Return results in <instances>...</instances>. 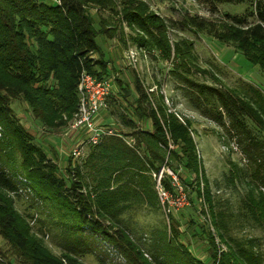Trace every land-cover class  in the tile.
Returning <instances> with one entry per match:
<instances>
[{"label":"trees","instance_id":"16d2710c","mask_svg":"<svg viewBox=\"0 0 264 264\" xmlns=\"http://www.w3.org/2000/svg\"><path fill=\"white\" fill-rule=\"evenodd\" d=\"M195 1L208 8L210 18L185 12L180 21L168 22L143 0H63L60 6H49L40 0H0V236L12 251L10 257L0 253V264H83L69 253L53 255L31 234L28 219L32 216L25 217L17 211L11 197L12 194L19 197L14 181L17 173L30 181L40 201L69 214L74 223L68 227L73 245L82 247L89 238L86 230L112 244L128 264H152L118 227V222L120 213L134 204L157 202L151 174H157L161 168H168L184 186L193 187L196 196L203 200L221 243L216 244L213 234L206 232L205 240L212 250L211 264H264L263 257L253 251L251 242L245 245L227 240L226 217L216 209L204 181L190 121L181 122L174 113H169L163 97L146 92L137 78L133 88L115 79L116 95L108 97L104 113L121 127L120 137L105 136L99 145L89 147L88 157L73 169L68 161L65 170L68 180L27 133L12 109V101L21 100L44 128L60 129L65 124L63 118L70 121L76 112V88L81 73L85 71L99 79L109 75V61L104 59L95 37L104 34L111 40L117 34L116 28L105 27L107 22L99 17L96 30L90 10L93 7L119 16L131 31V43L149 53L158 52L162 60H168L172 51L168 29L178 26L180 31L204 33L232 47L264 73V0ZM225 4L242 5L245 10L241 15L225 13L218 18L217 6ZM118 38L123 40V34H118ZM172 46L180 60L176 69L182 68L188 74L190 68L182 61L188 52L183 51L181 43ZM217 94L226 110L245 117L262 132L264 122L252 104L229 91H217ZM145 123L150 124L149 131L141 128ZM262 136L261 147L252 144L259 161L256 172L264 170ZM125 138L133 140L132 147L126 144ZM16 159L14 169L10 162ZM181 172L189 177L182 179ZM259 175L255 176L256 183L264 187V174ZM199 179L203 180V189ZM171 183V178L163 174L162 186L174 193ZM244 204L243 218L263 227L264 194L249 188ZM170 228L169 234H162L164 245L170 249L166 251L170 256L166 263L204 264L192 257L182 244L175 245L181 233Z\"/></svg>","mask_w":264,"mask_h":264},{"label":"rangeland","instance_id":"374dc122","mask_svg":"<svg viewBox=\"0 0 264 264\" xmlns=\"http://www.w3.org/2000/svg\"><path fill=\"white\" fill-rule=\"evenodd\" d=\"M143 1L149 4L156 15L168 22L180 21L185 12L205 18L211 17L208 8L195 0H174L173 3L169 0ZM43 2L55 6L51 0ZM90 10L96 30L99 29V17L107 22L105 27L116 28L117 34L111 40L104 34H97L95 37L104 59L112 64L111 72L106 77L112 80L111 94L116 95L117 92L115 79L133 88L134 78H137L146 92L152 91L154 95L163 97L169 113H174L182 121H190L196 156L202 165L204 181L207 182L216 209L226 217L227 240L233 239L245 245L251 242L253 251L264 259V226L255 225L242 216L249 188L255 189L256 193L260 190L264 194V187L258 186V180L255 179L257 174H264V170L256 172L259 161L256 160V148L252 146L255 143L261 147L259 143L263 142L264 129L261 132L245 117L226 110L217 94V91H229L243 98L253 105L264 122V73L258 67L251 66L232 47L222 45L204 33L180 31L178 26L168 29L167 37L172 51L168 60H162L158 52L149 53L131 43V31L119 16L94 7ZM244 10L245 6L242 5H218L216 16L219 18L225 13L241 15ZM117 21L120 22L117 24ZM118 34H123V40L118 38ZM175 43H181L183 51L188 52V57L182 60L184 65L190 68L188 74L184 73L182 68L176 69L175 65L179 64L180 60L173 52L172 45ZM128 47L137 52L135 67L128 66L124 58ZM94 58L98 59V56L94 55ZM12 109L27 133L43 148L48 158L54 160L63 177L68 180V173L65 172L68 161L73 169L74 166L81 165L90 154L88 147L82 150L77 159H73L71 154L75 145L84 139V129L73 131L70 128L72 120L63 118V127L47 130L33 119L28 107L21 100H13ZM104 118H101L105 121L102 125L105 124L113 134L122 131L113 117H107L105 113ZM107 120L109 121L106 122ZM141 128L146 129L144 124ZM125 141L132 144L133 140L125 138ZM17 163L18 159L11 161L10 165L16 169ZM166 169L168 168L160 169L161 175L159 172L153 174L155 185L163 174L167 175ZM181 173L182 179L189 177ZM153 175L151 174L152 179ZM199 180L203 189V180ZM14 181L19 196L11 195L14 207L25 217L32 216L28 219L31 234L39 238L53 255L58 257L69 253L83 264H128L126 257L117 252L112 244L86 230L85 235H89V238L85 239L82 247L73 245L68 227L74 223L69 214L65 210L59 212L51 204L40 201L26 177L17 173ZM178 184L186 195L185 205L177 204L176 191L172 193L167 190L170 192L168 204L162 205L158 196L154 204L140 201L120 213L118 227L125 231L144 258L152 264H167L166 260L170 256L166 251L170 249L164 245L162 234H169V227L178 229L181 233L179 241H175L176 246L182 244L192 257L204 264H211L212 250L209 242L205 240L206 232L209 230L213 234L216 244L221 243L214 232L208 210L203 200L196 196L193 187L184 186L179 179ZM155 188L156 186L154 191ZM104 225L107 226L108 222L105 221ZM8 246L0 236V253L10 257L12 251ZM221 248L225 250L224 246Z\"/></svg>","mask_w":264,"mask_h":264},{"label":"built area","instance_id":"2783aa9c","mask_svg":"<svg viewBox=\"0 0 264 264\" xmlns=\"http://www.w3.org/2000/svg\"><path fill=\"white\" fill-rule=\"evenodd\" d=\"M51 1H53L55 5L60 6L63 0ZM136 56L137 52L134 49L130 47L126 49L124 58L127 61L128 66L130 65L135 67ZM92 57L94 58V55ZM111 81L112 80L106 78V76L99 79L85 71H83L79 77L76 88L78 98L77 109L73 115L70 128L73 131L84 129V132L86 133L84 135V139L78 142V144L75 145V149L72 150L71 154L73 159H77L79 156H81L82 150H84V148L97 146L105 136L115 135V133L113 134L112 130L108 129L105 124L102 125L101 119L98 118L101 116V113L106 110L108 97L112 95ZM179 120L182 122V119ZM160 172L161 171L158 173L159 175H161ZM165 172L171 178V186L174 187V191H176L175 196L178 194V198L176 199L177 204L179 206L185 205L187 202L186 195L179 186L178 179L170 170L166 169ZM153 178L154 182L156 183L155 176ZM155 186L157 196L160 199L162 205L165 203L168 204L170 202L168 197L170 192L163 188L161 179H158Z\"/></svg>","mask_w":264,"mask_h":264},{"label":"crops","instance_id":"0c3cea01","mask_svg":"<svg viewBox=\"0 0 264 264\" xmlns=\"http://www.w3.org/2000/svg\"><path fill=\"white\" fill-rule=\"evenodd\" d=\"M121 61H122V60H121ZM111 65H112V64L109 63V66H110V67H108L109 69L112 68ZM113 65H114V64H113ZM118 65H119V63H118ZM110 72H111V69H110ZM104 116H105V113H102L101 116L98 117V118H99V119H101V118H102V119H105ZM106 116H107V115H106ZM107 117H108V116H107ZM101 121H102V123H105V121H103V120H101ZM108 121H109V120H107L106 122H108ZM144 125H145V127H146V129H144V130L149 131V130H150V124H149V123H145ZM115 135H118V136L120 137V135H119L118 133H116ZM127 139H129V138H127ZM125 142H126V144H127L128 146H130V147L133 146V141H132V144H130V143L127 142V141H125Z\"/></svg>","mask_w":264,"mask_h":264}]
</instances>
